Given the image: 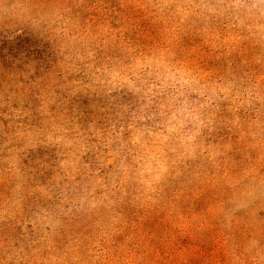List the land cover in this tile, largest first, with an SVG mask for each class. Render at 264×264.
<instances>
[{
	"label": "rangeland",
	"instance_id": "374dc122",
	"mask_svg": "<svg viewBox=\"0 0 264 264\" xmlns=\"http://www.w3.org/2000/svg\"><path fill=\"white\" fill-rule=\"evenodd\" d=\"M168 5L182 15L200 6L201 21L216 16L217 42L238 60L224 64L233 78L227 83L231 92L223 83L202 79L206 59L188 58L165 70L157 41L183 22L177 15L161 20L150 40L134 37L137 17H160ZM17 33L45 42L49 49L63 46L71 65L60 78L56 68L53 72L47 66H59L62 55L45 57L42 67L32 53L22 52L15 64L6 65L0 56V204L12 202L10 192L22 200L16 211L20 215L10 218L9 230L3 231L7 235L0 237V264L19 249H29L20 264H117L98 247H71L64 229L75 224L90 231L100 225L102 214L108 216L113 207L111 202L103 209L108 187L119 185L127 174L153 167L151 179L156 181L171 172L204 175L196 189L221 179L264 181V0H0L3 56L12 54L3 46ZM147 34L143 30L142 38ZM140 48L155 55L144 63L136 52ZM62 83L74 86L69 92V98H76L71 116L51 110ZM207 83L216 101L202 95ZM30 85L43 90L27 102ZM224 97L230 100L226 106L220 103ZM94 102L102 111L86 115ZM116 102L121 105L116 125L106 128L96 122ZM138 109L142 118L135 114ZM135 120H142L141 128H152L148 140L133 127ZM41 148L45 153L39 151L40 158H32L27 168L18 164L20 153ZM240 172L250 176L243 178ZM39 177L43 179L36 181ZM6 183L9 191L3 189ZM206 198L212 206L210 193ZM4 206L0 217L12 213L10 205ZM144 213L126 227L148 232L163 228L159 213ZM10 231L17 238L14 245L8 243ZM7 247L9 254L2 258ZM129 248L125 261L134 264H158L162 254L156 245L148 263L140 247ZM185 252L179 264H222L217 255L200 259V249Z\"/></svg>",
	"mask_w": 264,
	"mask_h": 264
},
{
	"label": "trees",
	"instance_id": "16d2710c",
	"mask_svg": "<svg viewBox=\"0 0 264 264\" xmlns=\"http://www.w3.org/2000/svg\"><path fill=\"white\" fill-rule=\"evenodd\" d=\"M162 10V16L154 19L150 15L143 16V14L141 18L137 17L139 21L135 26L134 37H139L141 41L150 40L152 38L151 31L158 29L161 20L170 15H177V18H181L183 22L174 24L169 28L166 37L157 41L165 58V70L168 72L173 66L183 65V62L188 58L206 59L207 62H201L206 72L201 71L202 79L207 82L218 81L223 83L226 85V89H230L231 92L227 83L233 78L224 64H235L238 63V60L233 56V53H228L217 42V35L213 32L218 24V20L215 19L216 16L213 15L211 18L201 21L203 11L200 6L190 11L186 9L185 15H182L181 10L173 7V5H168ZM143 30L148 32L144 36L146 38H142L141 32ZM11 38L13 39L10 40V44L3 46L4 51L6 49L11 50L10 57H5L2 55L3 52H0L2 62L5 65L8 63L15 64L16 58L22 52H26L27 55L32 53L31 58L35 57V61L39 59L42 62L41 67L43 60L47 61L45 57L49 58L56 54L62 55V63L59 66L55 67L50 62L47 66L49 71L53 69V72L56 68L60 78L71 65V60L65 58L66 49L63 46L58 49H49L47 45L43 44L45 42L40 40H36V42L26 34L17 33L15 37ZM140 49H137L136 52L144 63H147L146 61L155 55L148 49ZM177 81L175 80V82ZM177 83L182 86L186 85L182 80ZM73 88L74 86L70 84L62 83L59 85L58 98L51 106L54 115L71 116L73 114L76 98H69V92ZM204 89L206 93L202 95L216 101V93L214 90H210L208 83ZM42 90V88L37 89V87L30 85L25 90L28 96L27 102L33 100L34 97L39 98ZM77 97L81 96L77 94ZM81 99L83 98L81 97ZM229 102L227 97L220 101L224 104L223 106L228 105ZM112 104V109H109L101 118L96 120V122H102L101 125H105L106 128L116 125L117 116L121 113L118 110V107L121 106L119 102ZM113 110L116 111L114 114ZM91 111L92 115L98 114L102 111V106L98 102H94L85 111V114L90 115ZM135 114L138 115L137 118H142L141 109L135 110ZM117 125L118 128L122 127L120 124ZM132 125L140 133H143L147 140V137L151 136L152 128L149 125L141 128L142 120H135ZM42 149L29 152V154L25 151L23 154L20 153L17 156L18 164L20 163L22 168H27L28 162L32 158H40L39 151L45 153ZM153 169L151 167L139 175L121 176L122 182L119 185L111 184V187H108L110 194L103 207L104 209L106 204L112 202L113 207L108 209L109 215L102 214L99 221L100 225L92 224L90 231L75 224L72 225L73 228L71 229H64L69 237L68 240L66 239L67 244L71 247L85 245L98 247L105 251L108 257L117 259V264H134L125 260L129 257V247L135 248L137 246L142 249L143 258L151 263L154 253L150 250L156 245L160 246L159 249L162 250L161 256L156 261L158 264H179L183 256L186 255V250L198 249L203 250V255L200 258L203 260L217 255L222 264H264V181L262 179L253 178L251 180L252 178H245L250 175H244L243 172H240L239 175L245 178L243 181L235 183L221 179L209 183L212 187L203 185L196 189L202 182L204 175L171 172L166 175L167 177L156 181L151 179ZM39 179L42 180L43 178L39 177L36 181ZM1 182L4 181L1 180ZM9 186L11 185L9 184ZM9 186L6 183L3 189L9 191ZM208 192L214 198L212 206L206 198L209 195ZM10 195L11 197H8L12 202L7 200L6 206L0 204V206L7 208L10 205L9 210L12 212L11 214L7 212L6 216L0 217V237L2 238L7 235L3 231L9 230L10 218L12 216L16 218L15 215H20L16 212L17 209H22V200L18 197L19 194L10 192ZM195 197L197 199L193 201ZM2 200L3 197H0V201ZM147 210L152 211V214L157 212L161 215L159 218L164 220L162 222L163 228L153 227V230L148 232L145 228L129 230L126 227V224L139 219ZM212 211L214 217H212ZM145 215L149 217L151 214ZM124 218L128 219L127 223L124 222ZM10 233L13 234L12 231L9 232V235ZM11 238L13 235L7 237V239ZM16 239L14 235V238L8 243L14 245ZM211 250H214L212 255ZM28 251L29 249H19L14 253L12 252L7 257L5 264L23 263L25 260L23 254ZM167 251L170 253L166 256ZM4 254H9L8 247L7 250L1 252L2 258L6 257Z\"/></svg>",
	"mask_w": 264,
	"mask_h": 264
}]
</instances>
